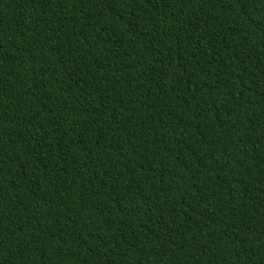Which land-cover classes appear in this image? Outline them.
<instances>
[{
  "label": "trees",
  "instance_id": "trees-1",
  "mask_svg": "<svg viewBox=\"0 0 264 264\" xmlns=\"http://www.w3.org/2000/svg\"><path fill=\"white\" fill-rule=\"evenodd\" d=\"M0 264H264V0H0Z\"/></svg>",
  "mask_w": 264,
  "mask_h": 264
}]
</instances>
